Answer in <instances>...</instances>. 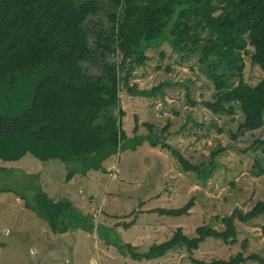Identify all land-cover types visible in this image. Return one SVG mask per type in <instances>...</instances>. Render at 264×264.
I'll use <instances>...</instances> for the list:
<instances>
[{
  "label": "trees",
  "instance_id": "1",
  "mask_svg": "<svg viewBox=\"0 0 264 264\" xmlns=\"http://www.w3.org/2000/svg\"><path fill=\"white\" fill-rule=\"evenodd\" d=\"M165 43L185 61L198 57L214 86L213 100L197 103L188 94L189 104L229 117L221 127L213 119L210 127L234 142L250 141L251 171L264 177V79L256 85L246 80L247 60L264 72V0H0V161L31 155L42 163L72 164L69 182L76 175L105 172L104 162L126 146L137 151L148 142L171 152L184 173L208 181L224 149L214 151L208 165H198L169 145L171 122L160 134L144 124L150 134L133 139L123 128L122 93L164 96L167 84L142 90L132 79L150 62L148 52ZM139 126L135 117V134ZM25 206L54 234L65 235L79 225L74 219H84L70 202H54L44 192ZM194 207L192 198L180 209L150 213L180 218ZM263 217L260 201L249 212L236 209L222 218V230L202 226L189 237L179 228L146 254L132 245L123 249L136 261L161 260L180 249L192 264H264V256H246L248 242L228 260L194 258L208 241L237 243L238 224Z\"/></svg>",
  "mask_w": 264,
  "mask_h": 264
},
{
  "label": "rangeland",
  "instance_id": "2",
  "mask_svg": "<svg viewBox=\"0 0 264 264\" xmlns=\"http://www.w3.org/2000/svg\"><path fill=\"white\" fill-rule=\"evenodd\" d=\"M148 55L150 62L135 72L132 84L142 90L167 86L164 96L153 99L120 95L125 132L131 139L148 136L144 124H150L160 134L171 122L168 143L174 150L195 164L208 165L211 154L224 149L219 169L202 182L196 174L184 173L171 152L148 142L137 151L126 146L104 162L105 172L76 175L69 182L72 164L42 163L31 155L19 162L0 161V264H192L185 250L172 251L161 260L136 261L123 247L132 245L136 253L146 254L179 228L189 237L202 226L222 230V218L236 209L249 212L264 202V177L256 178L251 171L255 160L251 142H234L210 127L213 119L221 127L229 117L213 116L205 107L189 104L188 94L197 103L213 100L214 86L201 72L198 57L185 61L167 43ZM263 79L264 72L247 60V82L256 85ZM135 117L140 125L137 134ZM41 192L54 202H70L84 219H74L79 225L65 235L52 233L48 223L25 206ZM192 198L195 207L188 216L150 213L180 209ZM238 229L237 243L208 241L194 258L209 263L228 260L242 252L244 242L249 246L246 256H264V217L238 224Z\"/></svg>",
  "mask_w": 264,
  "mask_h": 264
}]
</instances>
